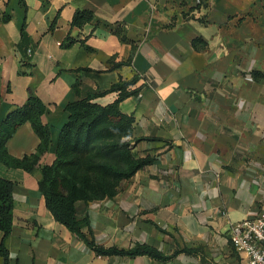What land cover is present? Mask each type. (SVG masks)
Segmentation results:
<instances>
[{
  "label": "crops",
  "instance_id": "0c3cea01",
  "mask_svg": "<svg viewBox=\"0 0 264 264\" xmlns=\"http://www.w3.org/2000/svg\"><path fill=\"white\" fill-rule=\"evenodd\" d=\"M77 10L94 21L72 28ZM134 80L142 91L120 108L135 118L134 139L154 140L136 144L137 156L156 161L114 198L79 202L77 215L98 245L147 244L166 261L96 255L39 189L66 107L94 94L108 106L112 87ZM30 89L47 107L51 144L34 173L0 163L15 184L9 264H249L230 230L264 207V0H0V126ZM40 145L27 123L7 148L21 159Z\"/></svg>",
  "mask_w": 264,
  "mask_h": 264
},
{
  "label": "trees",
  "instance_id": "16d2710c",
  "mask_svg": "<svg viewBox=\"0 0 264 264\" xmlns=\"http://www.w3.org/2000/svg\"><path fill=\"white\" fill-rule=\"evenodd\" d=\"M94 21V14L89 10H77L72 28H82ZM56 23L53 24L52 29ZM27 42L25 30L22 32V44ZM75 41L68 37L64 47H70ZM32 67V66H30ZM137 83L120 81L110 92L118 93V99L108 106L94 101L99 95H90L77 100L66 107L69 114L68 123L61 130L56 160L52 165L42 168L40 192L46 199V205L55 220L64 225L74 235L84 241L98 256L139 257L149 256L152 259L166 261L165 256L156 248L136 243L130 249L117 247L105 248L95 240L89 239L84 232L91 230L88 218L78 219L77 205L79 202L92 203L112 199L123 190L125 181L136 173L155 163L156 158L138 157L134 146L141 141L153 139H134L135 118L121 111V103L137 96L142 88L131 90ZM47 110L46 105L32 89L26 104L11 111L0 126V163L9 168L23 169L29 173L39 167L41 157L49 150L51 129L42 121ZM30 123L41 139L36 154L18 159L12 157L7 148L8 141L24 124ZM14 189L12 181L0 178V256L6 264L10 262L9 249L6 241L13 231L14 225Z\"/></svg>",
  "mask_w": 264,
  "mask_h": 264
},
{
  "label": "built area",
  "instance_id": "2783aa9c",
  "mask_svg": "<svg viewBox=\"0 0 264 264\" xmlns=\"http://www.w3.org/2000/svg\"><path fill=\"white\" fill-rule=\"evenodd\" d=\"M230 235L232 245L249 264H264V207L254 218L234 224Z\"/></svg>",
  "mask_w": 264,
  "mask_h": 264
}]
</instances>
